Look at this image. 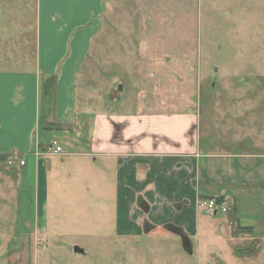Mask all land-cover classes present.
<instances>
[{
	"label": "rangeland",
	"instance_id": "obj_1",
	"mask_svg": "<svg viewBox=\"0 0 264 264\" xmlns=\"http://www.w3.org/2000/svg\"><path fill=\"white\" fill-rule=\"evenodd\" d=\"M38 2L0 0V231L14 227L17 213L23 233L3 237L0 264H264V176L243 167L229 181L218 176L232 186L201 189L200 203L224 190L229 198H217L226 211L212 216L199 203L189 238L173 226L152 228L145 215L138 230L121 226L114 171L63 167L52 177L49 167L47 225L38 230L35 174L25 167L21 186L10 180L20 157L32 160L23 148L38 104L33 115L27 89L17 100L22 86L5 76L35 67ZM99 19L75 82L83 146V115L130 113L140 102L144 111L196 113L202 154L246 158L251 135L264 145V0H106ZM71 128L62 140L71 141ZM59 136L39 138L62 144Z\"/></svg>",
	"mask_w": 264,
	"mask_h": 264
},
{
	"label": "crops",
	"instance_id": "obj_2",
	"mask_svg": "<svg viewBox=\"0 0 264 264\" xmlns=\"http://www.w3.org/2000/svg\"><path fill=\"white\" fill-rule=\"evenodd\" d=\"M105 1L39 0L36 8L35 67L5 75L17 78V84L22 86L16 96L17 100L19 98L22 101L27 89L32 99L33 115L38 104L37 119L28 122L30 126L23 148L32 160L20 157L24 165L15 164L16 172L11 179L9 174L4 176L21 186L25 176L24 168L31 167L35 174L36 209L33 218L41 232L46 230L44 228L47 225L49 167H53L52 177L59 175L63 167H99L103 171H114L116 209L121 216V226L131 223L138 230L141 227L140 219L145 215L152 228L173 226L181 229L189 238L193 236L191 231L194 227L197 228L199 200L207 197L201 189L214 185L232 186L222 182L218 176L227 174L229 181L234 167L257 170L264 176V145L253 143L251 135L248 142L251 151H248L246 158L223 152L202 154L196 113L176 115L144 111V102L138 103L141 110H137V106L130 113L100 112L83 115L85 121L88 120L89 133L85 146L78 142L80 134L74 130V125L81 122L76 115L75 82L80 61L90 51V37L95 26L99 25ZM88 24L94 27H87ZM90 30L92 33L86 36ZM81 32H85V35ZM50 76L56 77L54 103L44 121L63 127L40 133L39 121L45 111L41 105V82ZM2 80L10 82L11 78L3 77ZM70 127L74 130L73 134L69 132L71 141L62 140L63 134ZM44 134L60 135L62 144H58L63 153L51 155L47 152L45 147L48 144L39 138ZM9 150L16 155L19 148L13 145ZM54 167L58 168L55 170ZM216 172L217 176H214ZM138 197H141V203L147 208L144 213L136 206ZM212 197H222L224 200L229 198L224 190L208 199ZM16 214L14 227L9 226L0 231V246L5 236L23 235L17 231ZM5 217L0 215V219Z\"/></svg>",
	"mask_w": 264,
	"mask_h": 264
},
{
	"label": "trees",
	"instance_id": "obj_3",
	"mask_svg": "<svg viewBox=\"0 0 264 264\" xmlns=\"http://www.w3.org/2000/svg\"><path fill=\"white\" fill-rule=\"evenodd\" d=\"M55 80H56L55 76H50V77L45 78L41 82V97L42 99H43V96L45 97L44 98L45 100L43 101V104H42V108L45 109V111H44V114L41 120L39 121V132L40 133L47 132V130H50V129H54V128L58 129L60 127L61 128L63 127L62 125H59V124L48 123L44 121V119L49 115V113L51 112L53 108ZM45 115L47 116L45 117ZM216 201L218 203L222 202L220 198H217Z\"/></svg>",
	"mask_w": 264,
	"mask_h": 264
},
{
	"label": "built area",
	"instance_id": "obj_4",
	"mask_svg": "<svg viewBox=\"0 0 264 264\" xmlns=\"http://www.w3.org/2000/svg\"><path fill=\"white\" fill-rule=\"evenodd\" d=\"M46 151L52 155H58L63 153L62 148L57 144L56 141H51L47 147ZM9 165H12V161H8ZM20 166L24 165V161H19L18 163ZM200 206L205 210L209 211L210 213H222L225 212L226 209L222 203H218L215 199H208L200 203Z\"/></svg>",
	"mask_w": 264,
	"mask_h": 264
},
{
	"label": "water",
	"instance_id": "obj_5",
	"mask_svg": "<svg viewBox=\"0 0 264 264\" xmlns=\"http://www.w3.org/2000/svg\"><path fill=\"white\" fill-rule=\"evenodd\" d=\"M119 90H121V88H119ZM116 95H117V93L114 92L113 97H116ZM207 213H208V214H211L212 216L215 215V213H210L209 211H207ZM171 228L174 229V227H171ZM175 229H176V228H175ZM175 229H174V230H175ZM176 231L178 232L179 230H176ZM73 252H74V253H80V254L83 253V251H82L81 249H78L77 247H74V248H73Z\"/></svg>",
	"mask_w": 264,
	"mask_h": 264
}]
</instances>
